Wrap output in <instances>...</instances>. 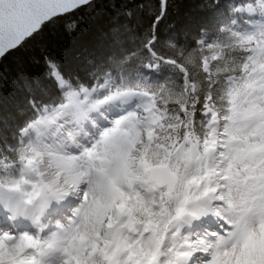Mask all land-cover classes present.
Returning <instances> with one entry per match:
<instances>
[{
    "label": "snow or ice",
    "instance_id": "snow-or-ice-1",
    "mask_svg": "<svg viewBox=\"0 0 264 264\" xmlns=\"http://www.w3.org/2000/svg\"><path fill=\"white\" fill-rule=\"evenodd\" d=\"M176 6L0 0V264H264V0Z\"/></svg>",
    "mask_w": 264,
    "mask_h": 264
},
{
    "label": "trees",
    "instance_id": "trees-1",
    "mask_svg": "<svg viewBox=\"0 0 264 264\" xmlns=\"http://www.w3.org/2000/svg\"><path fill=\"white\" fill-rule=\"evenodd\" d=\"M155 0H153V3ZM177 6L174 7L168 17L166 23L161 25V30L167 33L169 28L176 25L198 12H203L204 9L200 4V0H176ZM108 27L107 20H101L98 27L85 31L83 34L75 38H65L61 41V58L65 61V66L70 67L75 63V57L83 56L86 50L97 45L101 41L100 32ZM10 110V109H9Z\"/></svg>",
    "mask_w": 264,
    "mask_h": 264
}]
</instances>
